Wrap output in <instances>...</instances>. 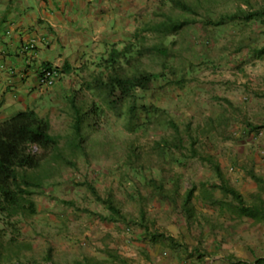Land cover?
Here are the masks:
<instances>
[{"label": "rangeland", "instance_id": "1", "mask_svg": "<svg viewBox=\"0 0 264 264\" xmlns=\"http://www.w3.org/2000/svg\"><path fill=\"white\" fill-rule=\"evenodd\" d=\"M184 1L194 7V13L173 7L170 0H142L123 33L106 32L94 41L98 34L89 31L84 55L74 61L73 70L64 75L38 109L49 119L51 132L59 137L66 157L76 161V166H62L45 194L35 196L37 203L59 198L106 214L105 206L89 191L87 183H92L104 198L112 197L133 219L138 215V203L148 205L156 199L151 195V179L173 191L218 184L209 162L186 158L192 147L208 160L221 163L228 181L233 182L240 168L232 156L233 145L250 137L248 123L264 124V57L251 53L252 48L264 46V25L257 21L219 27L204 23L206 18L216 19L239 6L246 8L242 0ZM251 1L256 7L264 6V0ZM181 20H190L191 24L167 36L148 29L157 23ZM138 37H145L147 43L165 49L168 55L148 54L130 71L169 70V74L147 93L148 101L165 113L132 131L127 125V107L122 116L109 111L87 84L104 70L103 59L113 46L121 49ZM74 52L75 57L81 54ZM71 97L85 109L99 104L101 112L93 124L85 123L83 149L76 155L68 149L74 136ZM169 119L178 125L180 134L168 124ZM256 136L260 138L262 133ZM180 137L185 148L174 145ZM165 141L172 145H165ZM20 237L24 242L23 234Z\"/></svg>", "mask_w": 264, "mask_h": 264}, {"label": "crops", "instance_id": "2", "mask_svg": "<svg viewBox=\"0 0 264 264\" xmlns=\"http://www.w3.org/2000/svg\"><path fill=\"white\" fill-rule=\"evenodd\" d=\"M141 1L0 0V120L21 109L38 111L68 74L45 87L40 72L49 66H74L84 55L89 31L98 34L94 41L106 32L123 33ZM32 41L34 48L25 51ZM76 50L81 54L75 57ZM246 130L250 137L233 145L240 168L232 183L220 163L242 204L222 192L220 181L180 189L181 199L175 202H140L138 215L128 222L54 198L37 203V214L22 221L25 249L19 258L26 264L47 259L50 264H264V127L247 125ZM259 132L262 137H255ZM193 188L192 210L183 211L182 197ZM243 206L258 211L243 214Z\"/></svg>", "mask_w": 264, "mask_h": 264}, {"label": "trees", "instance_id": "3", "mask_svg": "<svg viewBox=\"0 0 264 264\" xmlns=\"http://www.w3.org/2000/svg\"><path fill=\"white\" fill-rule=\"evenodd\" d=\"M242 1L247 5L246 8L239 6L234 12L222 14L216 19L206 18L204 23L219 27L231 23L257 21L264 25V6L256 7L251 0ZM170 2L173 7L185 12H195L194 7L184 0H170ZM189 24H191L190 20L161 22L149 26L148 29L159 36H167ZM136 39V42L130 41L121 49L113 46L108 56L103 59L104 70L87 84L88 90L96 93L109 111L122 116L124 107H127V125L132 131L140 125H146L152 117H158L165 113V109L148 101L147 93L157 83L164 81L169 74V70L161 72L130 71L135 67L136 62H140L148 54L168 55L165 49L147 43L145 37ZM251 53L254 57H264V46L252 48ZM72 70L71 65L61 69L66 73H70ZM70 105L73 111L74 136L68 144V149L72 155H76L83 149L86 136L84 133L85 123L93 124L92 120L98 119L101 112H99V104H95L91 109H85L73 97L70 98ZM168 124L174 128L176 133H181L178 125L172 119L168 120ZM247 125L250 129L264 127L250 126L253 124L249 123ZM184 143L183 137H180L174 145L185 148ZM194 143V141L191 142L193 145ZM165 145L171 146L172 143L165 141ZM62 148L59 137L51 132L49 119L34 108L18 110L0 120V264H26L19 258L22 245L19 239L22 235V221L37 214L35 196L45 194L48 186L54 183L62 166H76V161L66 157ZM190 152L189 155H185L186 158H200L204 162H209L221 182L217 186L223 193L231 194L236 201L243 203L241 194L225 180L218 162L208 160L194 147ZM257 180L260 183L263 182L259 177ZM149 184L153 188L155 198L175 202L177 197H181L178 189L169 192L165 190L164 183L160 181L151 179ZM87 186L94 200L107 209L109 215L105 216L106 219L126 222L130 220L112 197L104 198L92 183H87ZM193 194L194 188L183 195V211L192 210L188 205ZM61 203L75 207L74 201L61 200ZM241 210L243 214H247L251 210L256 211L257 209L243 206ZM142 216L145 218L144 212ZM8 235L10 236L6 239ZM5 241L9 244V248H6ZM14 243L18 247L13 249L10 245ZM49 261L50 259H47L45 263L35 264H50Z\"/></svg>", "mask_w": 264, "mask_h": 264}, {"label": "built area", "instance_id": "4", "mask_svg": "<svg viewBox=\"0 0 264 264\" xmlns=\"http://www.w3.org/2000/svg\"><path fill=\"white\" fill-rule=\"evenodd\" d=\"M35 41H32L28 45L24 46V50H30L31 48H34ZM60 73L56 68H45L42 70L40 74V83L42 86L50 87L55 84L57 79L59 78Z\"/></svg>", "mask_w": 264, "mask_h": 264}, {"label": "clouds", "instance_id": "5", "mask_svg": "<svg viewBox=\"0 0 264 264\" xmlns=\"http://www.w3.org/2000/svg\"><path fill=\"white\" fill-rule=\"evenodd\" d=\"M46 68H56L58 71H59V73H60V76H59V78L57 79V81L60 79V77L62 76V74H63V72L61 71V68L60 67H54V66H49V67H46ZM45 69V68H44ZM42 72V71H41ZM41 72H40V74H41ZM39 79H40V75H39ZM57 81L55 82V83H57ZM55 85V84H54ZM51 87V86H50Z\"/></svg>", "mask_w": 264, "mask_h": 264}]
</instances>
